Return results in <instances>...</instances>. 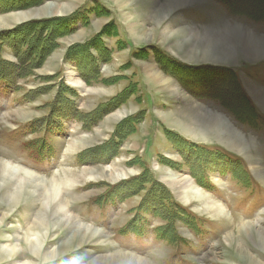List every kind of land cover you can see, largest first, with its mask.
Masks as SVG:
<instances>
[{"label":"rangeland","instance_id":"obj_1","mask_svg":"<svg viewBox=\"0 0 264 264\" xmlns=\"http://www.w3.org/2000/svg\"><path fill=\"white\" fill-rule=\"evenodd\" d=\"M174 1L0 0V264H264V22ZM73 15L40 63L8 34ZM226 34L231 56L207 51Z\"/></svg>","mask_w":264,"mask_h":264},{"label":"trees","instance_id":"obj_2","mask_svg":"<svg viewBox=\"0 0 264 264\" xmlns=\"http://www.w3.org/2000/svg\"><path fill=\"white\" fill-rule=\"evenodd\" d=\"M222 1L225 4H227L237 14H245V15H247V16H249V17H251L257 21H263L264 20V13H260L259 11H254L251 9H245V7L242 6L244 4V0H242L239 3L231 1V0H222ZM88 14H89V11L81 12L80 17L81 16L88 17ZM76 16L73 15V16L68 17V18L67 17H64V18L53 17L50 19H44V20H40V21H31L27 25H21L20 27H18L20 32L13 31L12 33H8V34H10L13 37H16V36H19V34H22L24 40H22V42H21L23 44V46L21 47L19 53L24 51V57L25 58L31 57L32 58L31 60H34L35 63H40L46 56H48L51 52H53L59 46V44L57 43L58 38L65 36L70 31H72V32L75 31L72 29V25L75 23V21H78L77 20L78 18H76ZM105 28H106V30L109 31L110 23L107 24L105 26ZM46 32H47V34L44 35V33H46ZM104 33H107V32L104 31V28H103V30L99 34H97L96 37H100ZM96 37L91 39L90 41L86 42L85 44L79 45L78 46L79 49L84 50V49L89 48V47L92 48L94 46L93 44H94ZM7 43H9L8 44L9 48H10V44L12 43V48L14 50H17V51H15L16 53L19 51V43L17 42V40H8ZM98 43H99V41L97 42V44ZM102 47L103 48H101V50H100V55H101V59L102 58L104 59L105 53H107V50L104 47V45H102ZM25 50H26V52H25ZM79 53L80 52L77 51V54H79ZM17 56L20 60H23V59H21V55H17ZM159 59H161L160 61L165 62L163 56H159ZM81 60H82V64H83V62L84 63L87 62V61H83L84 58H82V57H81ZM174 67H176V66H174ZM83 73H84V70H83ZM28 76H29V74H28ZM83 76H84V74H83ZM48 79H52V78H48ZM105 82L106 81H104L103 83H105ZM6 83H7L6 79H4L3 77H0V89H3V87H5ZM87 83H89V82L87 81ZM3 90H6V89H3ZM58 96H59V100H58L59 104L58 105L60 107H62L61 105L64 102L69 101L68 95H67V97H65L64 93L59 92ZM118 97H120V96H118ZM112 104H114V102H109V103L104 104V105L102 104L98 109L102 113L103 111L106 110V108L111 107ZM64 111H66V110H64ZM80 117H81V115H76V120H79ZM87 117L92 119L93 115H89ZM165 132H166V130H165ZM166 133L169 136L168 138L173 143L182 144L183 146L185 145L188 148H190L192 146L194 147V145L191 142L184 143V140L182 139V137H180L179 135H176L175 132L167 130ZM188 150H190L192 152L191 149H188Z\"/></svg>","mask_w":264,"mask_h":264},{"label":"bare ground","instance_id":"obj_3","mask_svg":"<svg viewBox=\"0 0 264 264\" xmlns=\"http://www.w3.org/2000/svg\"><path fill=\"white\" fill-rule=\"evenodd\" d=\"M196 1H199V0H175L174 2H175V9H177V8H181V7H184V6H186V5H192V4H194ZM171 2V1H170ZM166 7H167V5H166ZM209 31H211L212 32V30H211V28H210V30ZM214 32V31H213ZM239 35V39L238 40H240V43H241V47H242V50H243V52H244V55L245 56H247V55H252V56H257L259 53H260V49L258 48V45L255 47L254 46V44H253V40H257V41H260V43L262 44V41L258 38V39H255L254 37H253V35H251L250 33H248V32H245V31H241L240 32V34H238ZM256 43V42H255ZM207 51H209V52H211V50L212 51H214L215 53L216 52H218L219 54H225V55H229V56H231L232 55V53H231V43H230V41H229V39H228V35L226 34L225 36H224V38H222V40L221 41H217V42H215V41H212V40H208V43H207ZM229 47H230V49H229ZM258 51H259V53H258ZM254 52H256L257 54L255 55L254 54ZM259 56V55H258ZM150 72L152 73V75L156 78V72H152L151 70H150ZM197 110L198 108L196 107V108H193L192 110ZM200 110V109H199ZM199 110H197V112L199 111ZM192 113V112H191ZM194 115H196V114H194ZM195 117V116H194ZM193 117V118H194ZM197 117V116H196ZM207 117V116H206ZM195 119V118H194ZM197 119V118H196ZM195 119V120H196ZM219 119V118H218ZM218 119L216 118V119H214V120H217L218 121ZM199 120V119H198ZM207 120V119H206ZM210 120V121H209ZM209 120H207L209 123V125L207 124V126H205V127H210V126H215L216 127V125L214 124L215 123V121L213 122L211 119H209ZM196 122V121H195ZM203 122V121H202ZM201 122V123H202ZM211 122H213V125H212V123ZM219 122V121H218ZM223 122V121H222ZM219 123L218 125H217V128L218 129H220V130H218L220 133H222L221 135H222V138L223 139H225L226 138V140L228 141V143H230V145L232 146V147H234V148H237V149H239V150H241V151H245L247 148H248V146L246 145V142L242 139V138H240L238 135H237V133H235L233 130L232 131H228V132H226V130L227 129H223V126H225L223 123ZM226 124V123H225ZM205 125H206V123H205ZM223 125V126H222ZM221 126V127H220ZM225 128H226V126H225ZM228 128V127H227ZM231 129V128H230ZM222 130V131H221ZM225 133H227L226 135H225ZM2 169V166H1V164H0V170ZM172 180L173 181H178V182H181V183H185V184H187L188 185V183H189V180H185V182L182 180V179H179L178 177H176V176H173V178H172ZM181 180V181H180ZM187 188L188 189H191L192 188V186L190 185H188L187 186ZM214 204V206H216V210L217 211H221V206H219V205H216L215 203H213ZM66 206H67V204H66ZM210 208L211 209H213L214 207L213 206H210ZM248 228V227H247ZM4 231V230H3ZM13 252H12V254H15V249L14 250H12ZM11 254V255H12ZM12 256H14V255H12Z\"/></svg>","mask_w":264,"mask_h":264},{"label":"crops","instance_id":"obj_4","mask_svg":"<svg viewBox=\"0 0 264 264\" xmlns=\"http://www.w3.org/2000/svg\"><path fill=\"white\" fill-rule=\"evenodd\" d=\"M195 9V8H194ZM92 22V21H91ZM103 30V28L98 32V34Z\"/></svg>","mask_w":264,"mask_h":264}]
</instances>
